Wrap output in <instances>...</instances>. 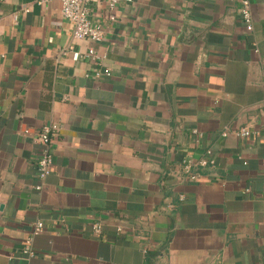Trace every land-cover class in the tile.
<instances>
[{
    "label": "crops",
    "instance_id": "crops-1",
    "mask_svg": "<svg viewBox=\"0 0 264 264\" xmlns=\"http://www.w3.org/2000/svg\"><path fill=\"white\" fill-rule=\"evenodd\" d=\"M241 1L124 0L114 21L93 5L91 42L61 0H0V264H27L39 221L31 264H264V0L252 30ZM241 126L254 135H223ZM207 149L216 166L188 181Z\"/></svg>",
    "mask_w": 264,
    "mask_h": 264
},
{
    "label": "built area",
    "instance_id": "built-area-1",
    "mask_svg": "<svg viewBox=\"0 0 264 264\" xmlns=\"http://www.w3.org/2000/svg\"><path fill=\"white\" fill-rule=\"evenodd\" d=\"M51 0H38L40 4H46ZM62 7L61 12L65 18H67L73 24V37L75 40L88 39L91 42H101L105 38V29L101 20H93L91 18L93 5L105 6L109 12V19L114 21L117 19L116 10L124 0H61ZM131 1V0H126ZM28 11V9H26ZM243 20L247 25L248 30L253 29V17L251 10V3L249 0L241 1L240 8ZM87 58L94 64L98 65L102 63L103 57L98 54L97 50L90 46L83 57ZM95 77L100 78L103 76L110 77L112 70L106 68L105 70L95 69L92 73ZM1 115V110H0ZM61 129L59 122H50L45 124L41 130L34 135V142L40 146V154L37 159L38 167V183L37 189H42L46 178L52 171L54 163L53 145L54 139L57 137ZM29 131L26 130V133ZM255 131L250 126H241L232 131L225 130L224 136L233 134L237 137H249L254 135ZM216 166V158L211 149H207L203 156L195 159L189 156L184 159L182 163V169L185 173L186 179L190 182H197L203 176V171L208 168H214ZM185 195H181V199L184 200ZM169 207H173L172 203L168 204ZM102 222L96 221L93 223V231L96 234L102 232ZM44 229V223L39 221L36 223L32 233L25 240L23 247V255L27 264H31V259L35 255V249L33 247L34 237L40 234ZM121 230V228H119Z\"/></svg>",
    "mask_w": 264,
    "mask_h": 264
}]
</instances>
